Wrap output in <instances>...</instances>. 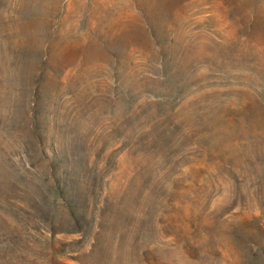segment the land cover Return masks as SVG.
Here are the masks:
<instances>
[{
	"label": "rangeland",
	"instance_id": "374dc122",
	"mask_svg": "<svg viewBox=\"0 0 264 264\" xmlns=\"http://www.w3.org/2000/svg\"><path fill=\"white\" fill-rule=\"evenodd\" d=\"M0 264H264V0H0Z\"/></svg>",
	"mask_w": 264,
	"mask_h": 264
}]
</instances>
